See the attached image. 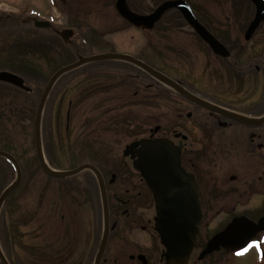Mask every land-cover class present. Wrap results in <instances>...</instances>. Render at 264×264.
<instances>
[{
	"label": "flooded vegetation",
	"instance_id": "obj_1",
	"mask_svg": "<svg viewBox=\"0 0 264 264\" xmlns=\"http://www.w3.org/2000/svg\"><path fill=\"white\" fill-rule=\"evenodd\" d=\"M171 1L185 4L196 22L228 53V58L214 54L177 9H170L161 16L159 22L170 15L182 19L200 41L201 47L205 48L208 58L212 55L218 64L214 69L216 80L239 85L248 84L253 79L264 83V0H151L153 7L149 14ZM13 15L11 11L0 8L2 44H12L8 33L11 31L9 28ZM257 17L261 20L254 27ZM250 28L253 30L249 31ZM67 33L70 35L71 31ZM239 57L241 59L238 62ZM253 73L255 74L252 76ZM24 85L26 86L25 81ZM181 86L188 94L210 104L220 110V113L199 106L169 90L171 95L180 98L181 108L167 128L161 130L156 126L148 135L138 134L133 141L119 150L116 146H105L107 149L94 152L90 147L86 156L94 159L98 166L90 163L83 165L93 167L96 173L85 170L76 176L83 174L94 181L95 191L98 193L96 211L93 209L92 191L82 190L87 184L86 180L76 186L72 181L76 176L59 179L43 173L56 183H69L59 186L58 192L60 190L62 196L56 193L54 197H50L52 201L49 204L45 191L38 198L36 206L41 212V235L36 251L23 252L22 246L17 244L22 242L23 237L10 235L9 228L12 229L13 222L16 226L19 223L13 220L12 212L27 210L26 206L18 203L20 200L15 196L16 191L28 185L27 171L20 165L18 158H13L19 165L21 177L17 187L0 204V264H165V249L155 231L157 215L154 195L141 174L132 166L138 160L140 146L131 149L128 156H124L132 143L145 139H163L173 149L179 150V163L183 171L179 188L182 206L200 214L196 244L187 264H214L218 255H226L230 264H264V122L245 124L231 118H264V93L235 92L228 94L222 101L201 94L190 83L189 78ZM29 92L30 90L27 93ZM113 111L120 110L116 107ZM98 127L102 128V125ZM102 129L105 131V127ZM6 149V146L0 148V152L10 154ZM39 168L41 169L40 165ZM14 172L12 163L6 157L0 156V175L4 178L11 177V181L0 188V199L16 181ZM96 175H100L107 199L106 237L102 193ZM106 175H110L109 180ZM117 175L121 176L119 184L116 182V178H119ZM173 183L179 185L180 181ZM80 190L84 193L78 195ZM174 195L179 197L177 193ZM23 196L24 193L18 197ZM75 196L82 197V201L80 199L76 203ZM55 212L60 215L53 220ZM96 217L98 218L95 219ZM22 218L21 224L27 223L23 216ZM239 220H245L250 226L249 233H254L249 244L256 241L259 247L250 248L243 255L237 254L243 250L221 248L200 261L199 256L208 241ZM257 226L260 227L259 230ZM16 248L21 250L16 251Z\"/></svg>",
	"mask_w": 264,
	"mask_h": 264
},
{
	"label": "rangeland",
	"instance_id": "obj_2",
	"mask_svg": "<svg viewBox=\"0 0 264 264\" xmlns=\"http://www.w3.org/2000/svg\"><path fill=\"white\" fill-rule=\"evenodd\" d=\"M126 1L134 13L146 15L152 11L151 0ZM0 8L14 14L8 33L12 44L0 43V73L11 71L19 75L30 89L27 93L0 83V148L6 146L8 155L18 158L27 171L28 185L15 195L27 210L13 211V220L19 223L16 226L13 222L9 228L10 235L23 237L17 243L23 252L36 251L38 247L41 212L36 204L40 194L45 191L49 204L50 197L60 192L59 186L69 183H56L44 176L34 142L40 97L59 68L78 58L109 53L128 55L173 81L183 83L189 78L197 91L218 100L224 101V97L235 92L264 93V83L256 79L240 85L216 80L214 69L218 64L212 55L208 58L200 41L175 15L162 19L154 30L145 31L124 22L117 15L113 0H0ZM36 20L49 23L51 28L37 29ZM116 107L120 111H113ZM180 108L179 97L132 65H86L59 78L46 100L39 132L42 156L50 168L59 171H70L85 163L98 166L86 156L90 147L94 152L107 149L105 146L119 150L138 134L148 135L156 126L167 128ZM106 176L109 180L110 175ZM2 177L0 188L11 181V177ZM89 177L82 174L72 181L78 186L86 180L82 190L92 191L96 211L98 193ZM117 177L119 184L121 176ZM82 190L77 194L84 193ZM23 193V197H18ZM75 198L76 203L82 201V197ZM59 215L55 212L52 219ZM22 216L27 221L24 225ZM215 258L214 264H230L226 255Z\"/></svg>",
	"mask_w": 264,
	"mask_h": 264
},
{
	"label": "water",
	"instance_id": "obj_3",
	"mask_svg": "<svg viewBox=\"0 0 264 264\" xmlns=\"http://www.w3.org/2000/svg\"><path fill=\"white\" fill-rule=\"evenodd\" d=\"M114 9L117 15L124 20L128 25L145 31H151L160 20L161 16L170 9H177L184 20L193 28L201 40L206 43L211 51L222 57L228 58V53L224 47L216 41L202 26H200L191 15L188 7L180 1H171L161 5L155 12L150 15L142 16L133 13L126 0H113ZM261 19L255 20L254 27L260 22ZM37 28H48L49 24L45 22L35 23ZM253 27V28H254ZM250 28L249 31L253 30ZM104 61H120L129 63L140 70L147 73L158 83L174 90L178 94L190 99L195 104L202 106L206 109L217 111L215 107L210 104L199 100L186 92L179 84L173 82L171 79L158 73L152 68L148 67L144 63L133 59L130 56L116 55V54H102L95 55L87 58H79L75 63L59 69L50 78L47 83L38 103L35 120H34V139L36 156L38 158L39 165L44 174L52 178H69L75 176L83 170H91L96 173V170L88 165L81 166L73 171L66 173H56L54 170H50L48 165L44 162V159L40 151V138L39 129L40 121L42 117V110L44 108L46 99L55 84V82L64 74L78 69L86 64L104 62ZM0 82L12 85L20 90L28 91L25 88L24 82L18 76L1 72ZM220 113V112H219ZM222 113V112H221ZM232 119L240 123L245 124H261L264 122V118L261 120H250L241 117L232 116ZM140 146L137 152L138 160L132 163L133 169L139 172L142 178L145 180L148 188L154 195L156 202V220H155V231L157 232L160 240V244L165 249V264H187L190 254L195 247V237L199 229L200 214L192 209H184L182 206V198L179 188H181V175L183 171L180 168L179 163V150L173 149L168 142L161 139L150 140L145 139L138 142L132 143L127 150L124 152V156H128L131 149H135ZM0 156L9 159L16 169V181L9 187L4 195L0 199V204L3 198L17 185L20 180V169L16 161L3 152H0ZM100 182L102 202L104 210V221L106 230L104 237L108 234V208L106 193L104 190L103 183L101 182L100 175H96ZM180 181L179 185H175L173 181ZM179 194V197L174 195ZM259 230V226H257ZM250 226L245 220L234 221L230 224L223 232L217 234L211 238L206 244L205 249L201 252L199 260L201 261L206 256L213 252L219 251L221 248L231 251H241L250 243L254 233H249Z\"/></svg>",
	"mask_w": 264,
	"mask_h": 264
},
{
	"label": "snow or ice",
	"instance_id": "obj_4",
	"mask_svg": "<svg viewBox=\"0 0 264 264\" xmlns=\"http://www.w3.org/2000/svg\"><path fill=\"white\" fill-rule=\"evenodd\" d=\"M259 247V244L256 241H253L251 244L248 245L247 248H244L242 252L237 253L238 255H243L245 252H247L250 248ZM262 258H264V253H262Z\"/></svg>",
	"mask_w": 264,
	"mask_h": 264
}]
</instances>
